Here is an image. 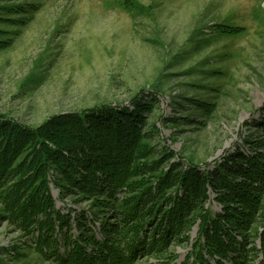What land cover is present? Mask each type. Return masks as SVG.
<instances>
[{
  "label": "rangeland",
  "instance_id": "rangeland-1",
  "mask_svg": "<svg viewBox=\"0 0 264 264\" xmlns=\"http://www.w3.org/2000/svg\"><path fill=\"white\" fill-rule=\"evenodd\" d=\"M0 44V113L26 125L136 97L155 157L211 169L264 143V0H0ZM0 264L57 263L0 220Z\"/></svg>",
  "mask_w": 264,
  "mask_h": 264
},
{
  "label": "trees",
  "instance_id": "trees-1",
  "mask_svg": "<svg viewBox=\"0 0 264 264\" xmlns=\"http://www.w3.org/2000/svg\"><path fill=\"white\" fill-rule=\"evenodd\" d=\"M149 109L135 97L37 126L0 113V220L57 264H264L263 141L211 169L155 157ZM51 183L86 206L58 208Z\"/></svg>",
  "mask_w": 264,
  "mask_h": 264
}]
</instances>
